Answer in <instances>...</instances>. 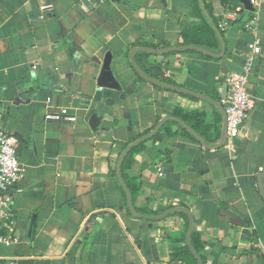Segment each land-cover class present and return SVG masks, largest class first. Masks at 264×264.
<instances>
[{
  "label": "crops",
  "instance_id": "obj_1",
  "mask_svg": "<svg viewBox=\"0 0 264 264\" xmlns=\"http://www.w3.org/2000/svg\"><path fill=\"white\" fill-rule=\"evenodd\" d=\"M91 1L0 0V124L17 137L23 168L12 202L14 224L0 229L7 239L0 242V264H181L175 255L186 245L183 219L129 215L109 170L130 141L173 116L176 107L202 112L207 138L199 135L208 145L219 143L223 117L216 105L149 83L128 57L145 47L141 43L177 46L180 31L197 16L190 0ZM208 1L218 21L242 7L222 35L230 57L223 62L175 52L164 58L170 62L165 76L222 105V78L243 68L256 42L261 52L248 77L254 106L231 148L226 139L205 148L181 134L146 141L131 174L142 186L140 205L183 203L193 211L205 264H257L246 251L251 228L264 249V201L256 179L264 171V0L257 12L240 0ZM254 17V28L244 29ZM134 60L139 67L144 61L137 52ZM62 108L74 121L62 118ZM169 122L175 131L177 123ZM165 149L172 151L167 165L160 154ZM220 209L248 226L232 224Z\"/></svg>",
  "mask_w": 264,
  "mask_h": 264
},
{
  "label": "trees",
  "instance_id": "obj_2",
  "mask_svg": "<svg viewBox=\"0 0 264 264\" xmlns=\"http://www.w3.org/2000/svg\"><path fill=\"white\" fill-rule=\"evenodd\" d=\"M202 2L211 21L215 24V26L219 29V31L223 35L224 30L219 28V21L212 14V9L209 1L202 0ZM190 5L197 16V20L188 27L180 31V36H179L180 40H177L175 42V45H194V46L204 47L209 50H219L220 48L219 42L215 34V31L213 30L209 19L206 17L201 6L199 5L198 0H190ZM141 45L145 47H151L154 49H163L171 46L170 43L167 41H157L152 44L141 43ZM174 53L175 52L152 53V52L139 51L137 52V55L142 56L144 59L140 68L143 70V72L146 75H148L149 77L155 80L168 84H174L168 77L165 76L166 67L170 64V62L168 60H164V58ZM150 56H155V57L160 56L162 60L158 62L155 60L150 61L148 60ZM229 57L230 54L226 52L218 60L225 62L228 60ZM172 115L184 121L198 134L204 135L203 125H202V121H203L202 112H197V111L185 112L182 109L176 107L174 108ZM176 125H177V129L173 131L171 129V122L164 123L151 138L143 141L142 143L134 147L131 151H129L127 155L124 157L121 165V176L125 185L129 190L133 206L137 212L142 214L152 215V214L161 213L172 207L181 206L188 209L192 213L194 217V227L191 233L190 241L192 246L200 256L201 260L205 264V253H204V245H203L204 241L202 239L201 232L196 227V218L195 215L193 214V211H191L189 207L183 203H180L178 205H174L171 203L165 206L159 205L156 208L140 205L139 197L142 193V186L137 181L138 177L131 174L132 168L137 163V155L146 150L145 149L146 141H151L153 144H156L158 142L163 141L168 136H176L178 134L186 135L190 137L192 140H195L194 137L191 136L181 125L179 124ZM151 130L152 128L147 130L145 133L139 135L138 137L148 133ZM204 136H206L207 138V135ZM160 154L163 156V161H164L163 164L167 165L171 160V154H172L171 149H165L161 151ZM109 173L112 176H116L115 164L112 168H110ZM120 188L122 192L123 205L126 207L125 193L121 186ZM126 212L129 215H131L128 212L127 208H126ZM175 215H178L183 219V231L185 237L189 224L188 217L184 213H176ZM93 236L94 233H89L85 241V247H86L85 262L87 261L89 247L92 242ZM248 240L250 242V246L246 252L254 255L257 264H264V249L259 244L256 231L253 228L250 229ZM175 259L178 260L181 264H197L196 259L194 258V256L192 255V253L190 252V250L186 245H184L182 250L175 255Z\"/></svg>",
  "mask_w": 264,
  "mask_h": 264
},
{
  "label": "built area",
  "instance_id": "obj_3",
  "mask_svg": "<svg viewBox=\"0 0 264 264\" xmlns=\"http://www.w3.org/2000/svg\"><path fill=\"white\" fill-rule=\"evenodd\" d=\"M86 1L92 4L91 0ZM249 3L257 12L262 0H249ZM241 11V6L227 10L219 21V28L226 30L232 22L240 18ZM255 22V17L251 18L244 23V29H253ZM260 52L261 48L258 43H251L243 68L239 71L229 72L222 78V83L226 85L227 89L225 98L220 101L224 108L226 145L229 148L233 146V141L239 136L242 125L255 103L248 88V77L254 66V56ZM219 93H222V88H219ZM60 115L69 121L75 119L65 108L61 109ZM18 145L17 137L0 124V229L3 227L10 229L14 224L12 202L15 194L20 191L18 183L23 175L22 164L17 153ZM0 242H7V239L0 236Z\"/></svg>",
  "mask_w": 264,
  "mask_h": 264
},
{
  "label": "water",
  "instance_id": "obj_4",
  "mask_svg": "<svg viewBox=\"0 0 264 264\" xmlns=\"http://www.w3.org/2000/svg\"><path fill=\"white\" fill-rule=\"evenodd\" d=\"M240 2L243 4V6L246 10H248V11L253 10V7L249 3V0H240ZM198 3L201 6L206 17L209 19L213 30L215 31V34H216L218 42H219V47H220L219 52H214V51H211V50L206 49L204 47L194 46V45H177V46H172V47L163 48V49H154L151 47H135V48L130 50L128 57H129V60L132 64L133 68L135 69L136 73L142 79L148 81L149 83H151V84H153L159 88H162V89L180 92V93H185V94H188V95H191L194 97H198L200 99H203L207 102H210V103H213L214 105H216L219 108V110L222 114V117H223V125H222V130H221L220 141L216 145H208L205 143V141L201 135H199L195 130H193L190 126H188L181 119H179L175 116L164 117L158 121V123L154 126V128L151 131H149L148 133L134 139L133 141H131L130 143H128L126 145V147L121 151V153L119 154V156L117 158L115 170H116V177L119 181V184L125 193L126 208L131 215L136 216L138 218H144V219H147L150 221H158V220H161V219L167 217L168 215H172V214H176V213H184L187 215L188 220H189V224H188L187 233L185 235V244L188 247V249L190 250V252L192 253V255L194 256V258L196 259L197 264H204L203 261L201 260L200 256L198 255L197 251L192 246L191 241H190L191 233H192L193 227H194V217H193L192 213L188 209L181 207V206L172 207V208H169V209H167L161 213L152 214V215L142 214V213L137 212L133 206L129 190H128L127 186L125 185V183L122 179V176H121V165H122L123 159L127 155V153L129 151H131L134 147H136L137 145L142 143L143 141L151 138L160 129V127L164 123L169 122V121H172V122H175V123L181 125L191 136H193L197 141H199L205 148H210V147L218 148L220 146H223L225 143V139H226V136H225V114H224V109H223L222 105L220 104V102L215 101V100L211 99L210 97H208L207 95H204L202 93L192 91L190 89L180 87V86H177L174 84H168V83H164V82L155 80V79L149 77L148 75H146L134 60V53L138 52V51H145V52H152V53L196 51V52L203 53V54L210 56V57L220 58L224 54L225 49H226L225 43L223 40V36H222L221 32L219 31V29L211 21L209 15H208V13H207L204 5H203L202 0H198ZM105 70L108 71V65L105 66ZM226 89H227L226 85H223L222 93H221V99L225 98ZM256 179H257V187H258L259 196L264 201V185H263L264 171H260L256 175ZM220 213L222 215L228 217L230 219L231 223L236 225V226H240V227L248 226V224L244 221V219H242L239 215L235 214L234 212H232L230 210L220 209Z\"/></svg>",
  "mask_w": 264,
  "mask_h": 264
}]
</instances>
